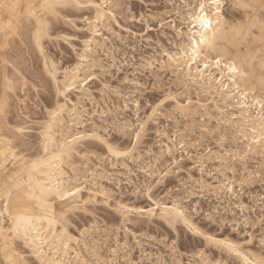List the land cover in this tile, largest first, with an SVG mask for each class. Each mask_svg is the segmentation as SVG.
I'll return each instance as SVG.
<instances>
[{"label": "rangeland", "instance_id": "374dc122", "mask_svg": "<svg viewBox=\"0 0 264 264\" xmlns=\"http://www.w3.org/2000/svg\"><path fill=\"white\" fill-rule=\"evenodd\" d=\"M189 2L116 0L112 20L99 27L104 44L89 53L90 59L95 58L90 61L92 66L86 67L83 84L87 83L88 92L86 96L78 90L70 92L73 101L81 99L78 108L83 106L79 108L83 124L73 128L89 134L83 142L89 152L76 156L75 166L83 169L79 172L84 171V164L98 168L87 173L90 183L80 195L57 201L55 206L63 216L68 213L60 217V222L77 237L80 234V246L72 245L79 246L88 264H240L237 252L264 256V143L252 144L251 124H245L237 114L229 115L238 111L227 107L215 92L186 80L170 59L186 39L177 27L186 29L182 13ZM38 4L40 0H0V75L15 80L7 94L11 107L6 106L3 115L6 121L12 119L13 123L7 121L10 127L16 121L32 126L22 136L25 144L12 139L19 144L13 154L0 145V195L11 191L14 210H38L28 168L39 154L36 143L40 123L57 96L44 56L32 45L29 29L18 28L24 24L28 7L36 6L37 13L43 14ZM222 10L230 32L229 53L243 57L255 91L264 94V0H225ZM84 12L89 13L86 8L67 5L60 16L69 15L74 22L52 21L49 27L53 36L42 39L48 58L61 67L77 60L82 52L87 27ZM58 32L69 36H55ZM127 124L132 126L128 130ZM93 129H99L105 138H94ZM27 140L37 142L30 146ZM105 141L123 144L125 152L115 157L105 148ZM167 143L172 146L170 153ZM79 157H84L83 161ZM96 182L107 191L104 193ZM92 185H96L94 190ZM171 204H182L178 206L186 211L185 219L172 225L161 218L162 210ZM79 205L82 208H76ZM149 209L154 215L148 213ZM82 230H87L84 236ZM225 239L235 244L230 252L215 244ZM20 243L9 236L5 242L0 240V264H35L28 252L24 255L29 261L23 259L21 253L27 248ZM15 248L23 250L19 253Z\"/></svg>", "mask_w": 264, "mask_h": 264}, {"label": "bare ground", "instance_id": "6f19581e", "mask_svg": "<svg viewBox=\"0 0 264 264\" xmlns=\"http://www.w3.org/2000/svg\"><path fill=\"white\" fill-rule=\"evenodd\" d=\"M224 1L225 0H190L189 4H187L188 8L185 11L182 10V11H184L182 13V16H183V23H186V26H185L186 29L183 30L181 27H179V26L177 27L178 31L181 32L182 36L184 35L186 39L181 41L180 46H179V51L175 54H172L170 56L171 57L170 59L172 60L174 67L178 71L183 73V75L187 78L186 80L191 79L193 81V83H195V85H198L199 88L200 87L202 89L204 88L203 90H207V91H209V93L215 92L216 93L215 95H219L221 97V99H223L225 102L223 100L222 101L224 103H227L226 104L227 107H229V106L234 107L238 111V113L232 112V113H230V114L228 113V114L233 115V116L235 114H237L241 117V120L245 124H249V123L251 124L250 125L251 129H249V135H250L249 140L252 141V144L255 143V145H257L259 143H264V94L257 93L256 92L257 90L255 91V87H254L255 84L253 85L250 82V78L248 76V70L246 69L248 67H245L243 62H242L241 58H243V57L240 58V56L231 55L229 53L227 42L230 41V32L227 28V20L224 16V13L222 10ZM51 2H53V0H40V4H38L39 6L38 5L37 6L43 10V14H40V13L38 14L37 10H36L37 7L34 5H33L34 6L33 8L31 6V9L28 7V14L26 17H23V20H22L24 22V24L21 27H18V25H17V27L20 29V31L25 30V29L26 30L29 29V31H27V32L28 33L30 32L29 35H30V38L33 42L32 45L33 46L35 45V47L44 56L43 61L45 62V67L47 68V73L50 77L53 91L57 95L56 99H54V102H52L51 106L47 107V110L45 113L46 117H45V115L43 116V117H45L44 121H42L40 123V127H39L38 132H37V138L39 139V141L37 142L35 140L37 142L36 143L33 140L34 144L36 143L37 146L39 147V151L37 150L38 147L36 148V151H38L39 154L37 153L38 155L35 158L33 157L34 159H32V162L28 168L29 173H30V176H29L30 185L29 186H31V188L34 192V195L36 197L38 210L37 211L28 210V209L14 210L11 206V193H10L11 191H6V192L2 193L0 195V240L5 242V241H7V237L9 236L11 239H14V240L18 239L19 241H21L20 244H23L24 247L27 248V250L24 249V252L21 253L20 249L23 250V248L17 249L18 248L17 247L15 249L17 251L20 250L18 252L21 253V256L26 261H27L28 257L25 256L24 253L28 252L30 256L34 257V258L31 257V258H32V260L35 259L36 262H34V260H33V263H35V264H76V262H77V264H88L87 263L88 260L86 261V259H85L86 256L83 257L81 252L78 250V248L80 246L79 245L80 243L78 244V242H80L79 240H81V238L79 237L80 234L77 237L68 229L67 224L64 225L60 222V217H62L63 215H62V212H60L61 213L60 214L56 211L55 205H56L57 201L71 199V198H73L74 195H80L81 191L84 188H87L86 185H88L87 183H88L89 179L87 180V173L89 171H91V169H92V172L94 173L95 171H97V168H98V167L97 168L96 167L91 168L90 166L86 167L84 164L83 165L84 171L79 172V170H81V169L77 168L78 165L75 166L76 160L78 162V159L74 160L75 157L76 156H81V157L85 156L89 152L88 147L86 145H84V143H83L84 140L86 139V137L89 136V134L83 128H82L83 130L78 129L79 128L78 124H80L81 126L83 124V113L81 110H79L80 107L78 108V106H77L78 102H80L79 100H81V99L78 98L77 102H75V100L73 101L70 98V92H72L74 90H78L81 95H83V94L85 95V93L88 92V89L86 88L87 83H85V85H86L85 86L83 84V82H85V80L87 78V74H86L87 71L86 70L89 68V66H92V63L90 61L94 57L93 55H91L93 57L90 59L89 53H92V51L95 52V48L99 47L101 44L102 45L104 44V38L101 39L102 38L101 36L103 35V33L101 32L102 29L99 27L104 26L105 21L111 19V16H114L115 13H113L112 8L114 7L116 0H58V2H56V6L54 8H49L48 4ZM67 5L73 6L76 9L86 8L89 11V13L84 12L82 15V17L84 18V21H86V26H87V27L85 26L86 27V33L83 32V33H85L84 34L85 36H83L84 37L83 38L84 46L81 48L82 52L80 54L77 52L79 54L77 60H75L71 63L67 62L66 65L63 64L64 66L61 67L60 64H58L56 61L52 60L51 58H48L47 53L45 52L46 50L43 47L44 44L42 43V41H43L42 39L45 36H47V37L53 36V34L50 32V27H49V23H51L52 21L54 22L57 19H61L64 22H66L67 24H68V22H74L73 21L74 18L72 19L71 16H69V15L60 16V11L62 9H65V7ZM201 5H203V8H201ZM80 17H81V15H80ZM261 21L262 20H260V22ZM205 23H208L209 27H207V28L204 27ZM69 24H71V23H69ZM255 25H257V24H255ZM236 30L237 29H235V32L239 31V29L237 31ZM17 33H18V30H17ZM245 33H244V35H245ZM24 35L25 34H23V36ZM55 36H61V37L65 38V36L68 37L69 35H67L64 32H61V33L58 32V34L57 35L55 34ZM179 36H180V34H179ZM22 38H24V37H22ZM53 38H55V37H53ZM246 38H248V37H245L244 39H246ZM8 39H9V37H8ZM253 39H254V37H253ZM225 42H226V44H225ZM235 45H237V44H235ZM233 46H234V44H233ZM229 49H230V46H229ZM235 49L236 48H234L233 50H235ZM238 50H240V49H238ZM5 51H7V50H5ZM23 51H25V50H23ZM32 52L29 51V53H32ZM8 54L11 55L10 52H8ZM247 55H249V54H247ZM27 58L28 57H26V59ZM218 59L220 61L219 64L216 63V61ZM95 60L96 59H94L93 61H95ZM22 62H23V60H22ZM248 62H250V60ZM94 63H93V65H94ZM86 67H88V68L86 69ZM2 73H3V71H2ZM11 78H12V76L10 77L9 75L4 76V78H1V75H0V145H5L4 150L10 154H13L14 153L13 149H15V148L17 149L18 148L17 145H19V144L15 145L17 143V141L16 142L14 141L15 144L12 143V141H13L12 139L16 138V139L20 140L21 145L25 144L26 141L24 139H22V136L24 133L27 135V133H26L27 128H30V126L25 127V125L22 124L20 121H16L12 125V127H10V126H8L9 120H7L8 121L7 122L4 115H3V112H6V110H7L6 108L9 106L11 107V105H7V94H10V93H8V91H9V89H11L14 86L13 81H15V80L12 81L13 78L12 79ZM46 81H48V80H46ZM41 85H43V84H41ZM43 87H45V86H43ZM20 88L22 89V87H20ZM258 91H260V90L258 89ZM15 102H16V100H15ZM70 103L72 104L71 108L69 107ZM82 107L80 109H82ZM226 112H227V110H226ZM8 115H7V117H8ZM240 117H239V119H240ZM8 118H10V117H8ZM10 122L13 123L12 119ZM75 126L76 127L78 126V128L74 129L73 127H75ZM125 126H126L125 128L127 129V127L131 126V125L127 124ZM138 126H140V125H138ZM122 127H124V126L122 125ZM144 127H143V129H144ZM250 127H248V128H250ZM31 128H32V126H31ZM72 128L74 130H72ZM243 129H244V127H243ZM98 130H96V129L92 130L94 138L95 137L99 138L98 140L104 139L105 136L103 137L98 132ZM135 136H137V134H135ZM27 141H28V143H31V144H27V145H30V146L33 145L32 144L33 141L32 142H30L29 140H27ZM137 142H138V139H137ZM105 143H106V145L104 144L105 148L107 147V149H108V150L107 149L106 150L109 151L110 154L112 153L113 155H115V157L119 156L125 152V148L123 150V144L121 146H119V145L117 146V145H115L116 143H114V145L110 144V141L109 142L105 141ZM136 144H134V146ZM173 145L174 144L172 143V146ZM172 146L169 145L168 143L166 144V149L169 153L172 151ZM23 148H21V149H23ZM24 149H26V148H24ZM133 150H135V149H133ZM19 152L17 151L16 153L18 154ZM34 152H31V153H34ZM131 152H132V150H131ZM131 152H129V153H131ZM24 154L27 155L28 153L27 154L23 153L22 155H24ZM35 154H36V152H35ZM1 158H2V155H0V159ZM82 159L80 158L81 161H83ZM14 161H16V160H14ZM78 164H80V163H78ZM86 164H88V163H86ZM92 172H90V173H92ZM92 176H93V178L96 177V176L94 177L93 174H92ZM93 180H92V182L95 183V179H93ZM5 181H6V179H5ZM98 182H96V184ZM232 182L233 181H231V183ZM89 183H90V181H89ZM229 183H230V181H229ZM94 186H96V185H94ZM94 186H93V190L95 188ZM99 186L101 187V188L100 187L99 188L101 190H103L104 185L101 186L99 184ZM232 187L233 186H230L229 189L232 190ZM104 189H106V187ZM106 191L107 190H105V191L103 190L104 193ZM108 191H109V189H108ZM110 191H112V190H110ZM94 192H96V190ZM99 192H101V191L99 190ZM110 195H111V193H110ZM178 205L179 204H177V205L171 204V206H169V207L165 206V208L163 210L160 209L163 211L161 214V218L163 220H165L167 222V224L169 223L170 225H172V224H175L179 219H185V212L186 211H184V207H179L182 204L179 206ZM76 208H82V205L81 206L79 205ZM148 213L153 214L154 210L149 209ZM66 214H68V213H66ZM66 214H64V215L67 216ZM65 216H63V217H65ZM17 218H23L20 220L19 233H17V231L15 230V224H16ZM179 222H180V220H179ZM67 223H69V222H67ZM25 229H26V231H25ZM86 231L87 230H82L81 236H84ZM12 242H14V241L12 240ZM208 242H209V240H208ZM17 243H18V241H17ZM73 243H77L79 245L78 248L74 247ZM215 244L218 245L221 249L225 250V252H230L234 248L233 245H235L229 239L218 240L215 242ZM4 246L6 247L7 244H4ZM4 251H5V249H4ZM71 251L74 252L73 257H71L72 256ZM81 251H82V249H81ZM113 251H115V249H113ZM13 252H15V251H13ZM237 253H238L237 258L239 259L240 264H261V261H264L263 254H260L257 252H256L257 254H255V253L251 254V252H250L249 256L247 254L242 253V252H237ZM8 254H9V252H8ZM8 254H7V257H8ZM15 254H17V253L15 252ZM233 255H235V254H233ZM9 256H13V255L9 254ZM74 258L76 259L75 261H74ZM10 259H11V257H10ZM0 261H1V259H0ZM28 261H29V258H28ZM0 263H3V262H0Z\"/></svg>", "mask_w": 264, "mask_h": 264}, {"label": "snow or ice", "instance_id": "6c2138e0", "mask_svg": "<svg viewBox=\"0 0 264 264\" xmlns=\"http://www.w3.org/2000/svg\"><path fill=\"white\" fill-rule=\"evenodd\" d=\"M56 2H58V0H53V2L49 3L48 4V7L49 8H54L56 6ZM201 8H203V5H201ZM204 27H209V24L208 23H205L204 24ZM217 64L220 63L219 59L216 61ZM23 219V218H17L16 220V224H15V230L17 231V233H19V230H20V220ZM26 231V229H25ZM261 264H264V261H261Z\"/></svg>", "mask_w": 264, "mask_h": 264}]
</instances>
